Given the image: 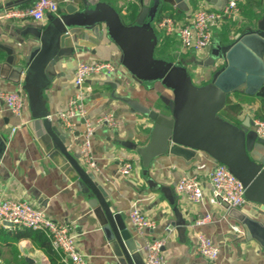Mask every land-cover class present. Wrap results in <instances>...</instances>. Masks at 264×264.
<instances>
[{"label":"crops","instance_id":"crops-1","mask_svg":"<svg viewBox=\"0 0 264 264\" xmlns=\"http://www.w3.org/2000/svg\"><path fill=\"white\" fill-rule=\"evenodd\" d=\"M33 1L0 0V16L9 9L25 8ZM102 1L118 13L124 25L135 24L139 0ZM226 1L188 0L181 8L168 5L161 15L162 19L169 17L174 23H183L189 20L195 10L203 8L219 11ZM79 3L76 0L74 5ZM131 7H135L134 10ZM263 10L264 0H244L239 4L238 15L212 26V42L216 41L218 46L232 43L254 27ZM64 13L62 8L59 14ZM50 17V14H46L40 23L30 20L6 21L0 18V45L18 49L21 44L23 53H26L33 44L28 42L29 37L24 39L18 33L26 26H45ZM151 25L156 35L158 52L162 50L164 53H175L178 59L172 63L183 66L186 72L191 70L194 74L191 82L194 85L208 84L197 82L210 80L218 71L216 67L203 64L212 51L213 43L201 54L182 51L176 35L165 36L158 28L156 17ZM100 29L103 32L101 39L94 35H82L83 49L57 62L55 75L43 91L42 99L54 126L67 134L66 145L69 152L79 155L83 134L82 121H77L75 128L67 132L56 119V115L65 108L68 98L74 93L72 79L75 64L77 61L98 60L115 66L113 74L87 79L83 85L88 117L95 119L110 112L118 120L115 128L106 125L95 128L92 156L96 166L93 170L85 169L104 189L105 200L111 209L125 215V223L134 232L142 257L145 244L163 239L162 253L168 264H264V249L255 242L244 239L243 229L237 221L238 215L251 214L254 205L248 202L241 208L231 209L215 201L207 181V175L215 165L209 155L200 151H195L187 158L171 154L161 155L148 168L142 166L135 149L148 143L152 123L145 116L132 111L119 98L136 99L150 109L164 112L166 107L163 102L170 100L172 93L152 76L141 82L134 80L121 65V51L109 39L104 25ZM163 52L158 53L155 59L168 62ZM5 56L0 50V61ZM221 64L222 62L218 63ZM20 88L22 89L21 85L11 84L0 78V90ZM24 98L25 104L19 116L10 114L0 103V198L25 200L43 210L52 220L68 224L76 235L79 251L90 264H114L110 243L101 230L100 219L95 208L88 205L91 196L84 192L72 173L62 169L60 162L56 163L49 158L33 136L28 127L32 118L25 92ZM159 98L162 100L158 101ZM228 100L233 110L229 116L232 121L242 123L246 116L251 121L253 118H264V89L255 96L242 92L232 93L227 96L225 105ZM121 160H133L131 174L122 176L117 173ZM184 175L199 176L203 188L200 203H190L175 191L177 181ZM133 206H137L154 222L153 228L137 233L130 226L127 214ZM199 221L202 223L197 224ZM232 225L237 226L238 231H233ZM9 228L0 227V264H64L57 254L39 249L31 239L13 233L4 234ZM197 232L208 236L219 247L216 260L209 261L196 254Z\"/></svg>","mask_w":264,"mask_h":264},{"label":"water","instance_id":"water-1","mask_svg":"<svg viewBox=\"0 0 264 264\" xmlns=\"http://www.w3.org/2000/svg\"><path fill=\"white\" fill-rule=\"evenodd\" d=\"M79 1L78 5H66L65 13L59 17L51 16L45 26L34 24L22 29L18 34L24 39L29 37L28 42L33 44L26 53L21 44L18 49L0 45L6 54L0 61V78L22 86L31 112L28 127L33 136L49 158L60 162L62 169L72 173L91 196L88 205L95 208L100 219L114 264H144L139 242L126 225L125 215L111 209L102 186L80 165L79 155L69 152L67 134L54 126L42 99L57 62L83 49L82 35L101 39V25L120 49L121 65L134 80L141 82L152 76L172 93V98L163 102L164 112L150 109L136 99L119 98L152 123L148 143L135 149L142 166L148 168L161 155L187 158L195 151L227 166L245 187V199L254 205L251 214L237 216L243 237L264 249V139L255 136L248 116L238 125L217 118L228 95L242 92L255 96L264 89V10L251 30L211 51L210 67L219 62L222 67L208 84L197 86L183 66L154 57L157 39L152 20L168 5L181 8L188 0H139L134 25H124L118 13L102 0Z\"/></svg>","mask_w":264,"mask_h":264},{"label":"built area","instance_id":"built-area-1","mask_svg":"<svg viewBox=\"0 0 264 264\" xmlns=\"http://www.w3.org/2000/svg\"><path fill=\"white\" fill-rule=\"evenodd\" d=\"M131 0H124L129 2ZM244 0H227L225 6L219 11L208 9L195 10L189 20L183 23L165 17L158 23L165 36L176 35L182 51H191L201 54L212 44V26L220 24L233 16L238 15L239 4ZM76 0H34L29 6L19 9H9L0 18L6 21L30 20L40 23L46 14L54 17L60 16V10L66 5L75 4ZM115 66L106 61H77L73 72L74 93L68 98L65 108L56 115L61 127L70 132L75 128L77 121H82L83 134L79 148V163L84 168L93 170L95 159L92 156V138L95 128L106 125L115 128L118 120L113 113H105L95 119L87 115L84 104L85 92L83 85L87 79L97 78L106 74H113ZM0 103L13 116H19L25 104L22 89L0 90ZM254 133L264 139V120L253 118ZM14 130V129H13ZM117 173L127 176L133 171V160H121ZM212 195L219 205L237 209L243 207L248 201L244 197L245 187L229 171L227 166L215 162L213 169L207 175ZM175 191L183 195L190 203L198 204L203 198L201 180L197 175L181 176L175 185ZM130 226L137 232L153 228L154 222L145 216L137 207L133 206L128 214ZM202 221L197 222V224ZM7 224H10L8 226ZM18 226L32 231H41L49 241L50 247L60 261L64 264H90L87 258L79 251L76 235L72 233L68 224L58 223L49 218L45 212L25 200L0 198V227L8 228ZM233 231L238 227L232 225ZM163 239H156L144 246V264H168L162 253ZM195 252L202 258L214 261L219 255V247L202 232L195 235Z\"/></svg>","mask_w":264,"mask_h":264},{"label":"trees","instance_id":"trees-1","mask_svg":"<svg viewBox=\"0 0 264 264\" xmlns=\"http://www.w3.org/2000/svg\"><path fill=\"white\" fill-rule=\"evenodd\" d=\"M135 7H131L132 10H134ZM166 15H168L166 13ZM162 15H161V12L158 13V15L156 16V22L159 23L162 19ZM155 51H157L156 47H155V50H154V57L155 56ZM163 51H157V54L158 53H162ZM222 66H220L218 69H220ZM231 109V107H229ZM223 114V117H221ZM217 118L219 119H222V120H225L226 122H229L233 125H238L239 123L237 121H232L230 118H228V114L227 113H222V110L218 113L217 115ZM260 119L264 120V118H261L259 117ZM8 231H4L3 233L4 234H18L19 237H27L29 239H31L35 244L36 246L41 249V250H44L45 252H53L51 247H50V244H49V241L47 240L46 236L41 232V231H32L30 229H27V228H23V227H18V226H11L9 229H6ZM1 232V231H0ZM54 254H56L55 252H53Z\"/></svg>","mask_w":264,"mask_h":264},{"label":"rangeland","instance_id":"rangeland-1","mask_svg":"<svg viewBox=\"0 0 264 264\" xmlns=\"http://www.w3.org/2000/svg\"><path fill=\"white\" fill-rule=\"evenodd\" d=\"M213 44H212V50L213 49H215L216 47H218V45H217V43H216V41H213L212 42ZM214 47V48H213ZM158 51V50H157ZM157 51H155V56H157ZM166 54V55H165ZM163 55H165L166 57H165V59L166 60H168V62H176L175 60H177L178 58H177V56L175 55V53H173V52H171L170 53V51H168V53H164L163 52ZM210 55H211V51H210ZM210 55H209V57H210ZM208 57V58H209ZM194 59H195V57H194ZM196 63H199V61H197ZM203 64H204V66H209L210 67V62H209V60L208 59H206L205 61H203ZM208 69V68H207ZM157 69H154L153 70V73L156 71ZM187 72H188V74H189V76H190V79H194L193 78V73H192V71L191 70H187ZM211 76H212V73H211ZM210 80H211V78H210ZM210 80H205V81H198L197 83L198 84H204V83H209V81ZM162 99L161 98H159L158 99V101H161ZM229 102H227L228 104H226L225 106H224V108L222 109V113H227L228 114V118H229V116L231 115V112H233V110L232 109H230L229 107V103H230V100H228ZM222 116L221 117H223V114H221Z\"/></svg>","mask_w":264,"mask_h":264},{"label":"bare ground","instance_id":"bare-ground-1","mask_svg":"<svg viewBox=\"0 0 264 264\" xmlns=\"http://www.w3.org/2000/svg\"><path fill=\"white\" fill-rule=\"evenodd\" d=\"M221 65H216L215 67L217 68V70H218V68L220 67ZM214 67V66H213ZM252 127H253V122H252ZM253 132H254V128H253ZM255 134V133H254ZM256 136V135H255ZM257 137V136H256ZM218 163V162H217ZM81 165V164H80ZM83 167V166H82Z\"/></svg>","mask_w":264,"mask_h":264}]
</instances>
